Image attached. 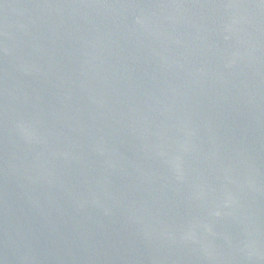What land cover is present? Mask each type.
Listing matches in <instances>:
<instances>
[{
    "label": "water",
    "instance_id": "water-1",
    "mask_svg": "<svg viewBox=\"0 0 264 264\" xmlns=\"http://www.w3.org/2000/svg\"><path fill=\"white\" fill-rule=\"evenodd\" d=\"M0 264H264V0H0Z\"/></svg>",
    "mask_w": 264,
    "mask_h": 264
}]
</instances>
